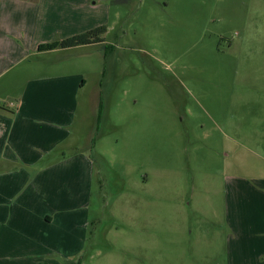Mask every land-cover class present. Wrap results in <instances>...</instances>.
Wrapping results in <instances>:
<instances>
[{
	"label": "rangeland",
	"instance_id": "rangeland-1",
	"mask_svg": "<svg viewBox=\"0 0 264 264\" xmlns=\"http://www.w3.org/2000/svg\"><path fill=\"white\" fill-rule=\"evenodd\" d=\"M102 3L105 42L76 51L94 162L76 264H225L227 186L264 180V0Z\"/></svg>",
	"mask_w": 264,
	"mask_h": 264
},
{
	"label": "crops",
	"instance_id": "crops-1",
	"mask_svg": "<svg viewBox=\"0 0 264 264\" xmlns=\"http://www.w3.org/2000/svg\"><path fill=\"white\" fill-rule=\"evenodd\" d=\"M108 24L102 0H0V264H76L83 250L94 162L73 126L88 45L38 46L100 25L105 39ZM226 194L225 264H264V180Z\"/></svg>",
	"mask_w": 264,
	"mask_h": 264
},
{
	"label": "trees",
	"instance_id": "trees-1",
	"mask_svg": "<svg viewBox=\"0 0 264 264\" xmlns=\"http://www.w3.org/2000/svg\"><path fill=\"white\" fill-rule=\"evenodd\" d=\"M106 31L105 25L97 26L93 29L75 34L63 40L56 39L55 41L38 46V50H49L54 48H69L78 45H89L94 43H101L104 41V33ZM112 47V46H111ZM98 118V117H97Z\"/></svg>",
	"mask_w": 264,
	"mask_h": 264
}]
</instances>
